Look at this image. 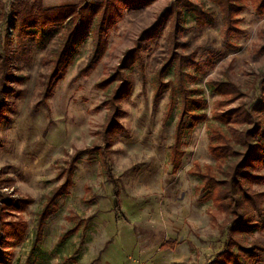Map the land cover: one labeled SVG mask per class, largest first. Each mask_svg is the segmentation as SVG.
Wrapping results in <instances>:
<instances>
[{
	"label": "rangeland",
	"instance_id": "obj_1",
	"mask_svg": "<svg viewBox=\"0 0 264 264\" xmlns=\"http://www.w3.org/2000/svg\"><path fill=\"white\" fill-rule=\"evenodd\" d=\"M174 1L122 9L106 25V48L96 66L81 74L94 54L86 37L73 47L72 62L47 94L50 59L63 43V30L50 29L52 37L41 46L37 37L21 40L10 27L14 1L0 0V53L9 52L11 74L21 79L10 85L7 112L0 119V178L10 180L3 190L7 196L29 203L6 217L26 229L22 240L8 238L4 264H171V255L182 256L188 247L186 264H208L223 250L226 216L203 199L198 173L207 167L217 172L208 150L211 127L218 125L213 114L251 107L260 99L264 17L250 9L241 13L243 33L229 41L219 10L207 0H195L213 12L214 22L198 26L189 21L176 53L192 64L186 86L200 91L209 120L185 137V154L175 170L170 155L179 108L168 117L171 91L157 96L155 82L172 48L171 20L163 15ZM79 2L43 0L47 8ZM131 51L140 54L143 68L124 71L119 78L124 81L107 87L110 94L121 84L125 88L116 104L118 130L106 137L114 111L112 97L99 85L123 71ZM171 79L172 74L165 75L164 81ZM220 81L236 84L245 96L226 103L230 98L209 90V83ZM256 175L264 177V166ZM67 181L66 193L50 203ZM252 189L264 194V183ZM189 238V246L175 248ZM244 238L246 247L253 242L264 246V230ZM259 263L264 264V254Z\"/></svg>",
	"mask_w": 264,
	"mask_h": 264
},
{
	"label": "trees",
	"instance_id": "obj_2",
	"mask_svg": "<svg viewBox=\"0 0 264 264\" xmlns=\"http://www.w3.org/2000/svg\"><path fill=\"white\" fill-rule=\"evenodd\" d=\"M157 0H80L78 5L68 7H45L43 0H16L11 4L10 27L16 31L19 39L24 37H37L39 46L47 41L52 34L50 29L63 30V43L56 49L50 59L51 72L49 75L46 93L50 94L53 84L72 62L73 47L90 37L94 54L86 70H92L102 56L106 43L103 39L107 23L115 16L121 15L124 8H144ZM220 12L224 35L227 40L243 33L240 29L238 16L252 10L257 16L264 17V0H207ZM170 19V37L172 48L170 56L157 74V96L164 90L171 91V101L168 107V117L178 106L177 122L175 124V139L172 147L170 161L175 170L181 166L185 154L181 150L185 137L200 123L208 122L209 118L205 109L207 102L199 96L200 91H189L186 86V69L192 64L188 57L176 53L178 37L187 31L186 24L195 22L204 26L214 22L213 12L206 9L203 3L195 0H175L170 9L163 15ZM155 30V27L153 31ZM151 31V32H153ZM148 32L147 34L151 33ZM264 50V49H263ZM263 50L261 52H263ZM260 52V53H261ZM141 56L136 51H131L124 58L121 65L123 71L113 75L99 85L102 90H109L108 86L115 81H124L121 74L132 69H142ZM172 74V79L165 82V75ZM20 82L21 79L13 78L9 65V52L0 53V119L6 114L7 99L12 94L11 84ZM122 85V86H121ZM109 97H112L110 113L105 136L108 137L118 130L117 102L124 94L121 84ZM209 90L213 95L221 98H230L226 103L241 99V89L230 81L209 83ZM260 99L251 107H240L226 112H215L212 120L217 126H212L209 135L208 150L216 163L217 172L212 167H207L205 173H198L202 180L203 199L209 200L213 206L226 216L227 243L208 264H260V254H264V246L257 242L244 245L246 236H253L255 231L264 230V194L255 192L253 185L264 183L262 175H256L264 166V80L259 83ZM196 92V93H195ZM112 112V111H111ZM105 156V153H101ZM109 178H113L108 170ZM9 179L0 178V264L6 262L4 247L11 236L18 241L23 239L26 225L17 228L18 223L6 221V217L15 212H22L28 202L7 196L3 191L7 189ZM70 181L58 189L50 199V203L66 193ZM113 184V183H112ZM113 185L116 186L114 183ZM42 223L45 215L41 218ZM13 233L11 234V232ZM16 232V233H15ZM10 237V238H11ZM186 264V263H181Z\"/></svg>",
	"mask_w": 264,
	"mask_h": 264
},
{
	"label": "crops",
	"instance_id": "obj_3",
	"mask_svg": "<svg viewBox=\"0 0 264 264\" xmlns=\"http://www.w3.org/2000/svg\"><path fill=\"white\" fill-rule=\"evenodd\" d=\"M172 238V240H176L175 238H173V237H171ZM188 242H190V243H192L193 241H192V238H189L188 239V241L186 242V243H183L182 242V244H180V245H178V244H175V248H181L182 249V247H183V245L185 244L186 246H189V243ZM147 248H150L149 247V244H147ZM146 248V249H147ZM187 248V247H186ZM189 248V247H188ZM187 248V253H186V251H184V249H182V256L181 255H179L178 254V252H176L175 254H173V255H171V261H172V263L173 264H181V263H185V261H184V258L187 256V258H188V260H189V256H190V252H189V249ZM171 263V264H172Z\"/></svg>",
	"mask_w": 264,
	"mask_h": 264
},
{
	"label": "built area",
	"instance_id": "obj_4",
	"mask_svg": "<svg viewBox=\"0 0 264 264\" xmlns=\"http://www.w3.org/2000/svg\"><path fill=\"white\" fill-rule=\"evenodd\" d=\"M12 1H15V0H12Z\"/></svg>",
	"mask_w": 264,
	"mask_h": 264
}]
</instances>
